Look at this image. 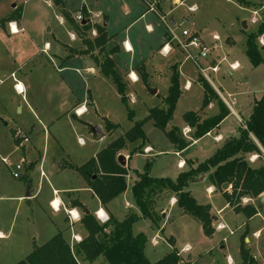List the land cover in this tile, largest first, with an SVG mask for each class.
<instances>
[{
	"label": "rangeland",
	"instance_id": "rangeland-1",
	"mask_svg": "<svg viewBox=\"0 0 264 264\" xmlns=\"http://www.w3.org/2000/svg\"><path fill=\"white\" fill-rule=\"evenodd\" d=\"M247 1L257 5H243L239 0H188V4L195 3L199 8L191 17L196 19L201 27L205 28L204 33L208 37L207 44L213 42L215 34L219 36L220 40L217 42L215 53L227 55L229 61L238 59L245 63L234 74L229 73L227 69L228 62L220 67L219 73H213L210 70L208 73L230 104L233 103L235 98L238 99L240 114L246 119L250 117L253 111L255 97H260L261 95L262 86L260 87L259 85L264 83V63L255 67L251 64L252 69H249V58L246 54L247 37L250 33L258 30V26L263 19L264 0ZM73 2L69 7L75 11L78 4ZM15 4L17 7L22 8V11L24 9L26 33L18 34L11 39L4 36L0 38V55L7 56L9 53L6 49H8L16 58H29L35 52H38L37 48L39 46L42 47L45 41H49L54 46L52 53L56 55L54 60L58 67L64 62L62 57L66 48L63 43L76 48L79 46L80 42L71 41L67 27L60 24L58 11L55 14L56 9L54 10L51 7L52 4L48 3L47 0H0V17L12 12ZM255 10L258 13H255ZM61 16L63 15L61 14ZM38 20L42 23L39 24ZM47 20L48 25L45 26ZM37 21L40 25L42 36L32 34L31 28ZM244 22L247 27L244 26ZM49 28L52 29L50 32L48 31ZM228 40H233L234 42L229 43ZM12 46L13 48H11ZM43 58H46V55H40L34 66L33 63H30L26 67V71H29L31 75L30 80L28 78L25 80L23 73H18V76L12 77L9 69H4L3 72H0V196L6 197L0 199V226L13 224V226L16 225L15 229L17 230L20 228L23 219L31 215L28 208L29 204L19 203L17 198L30 190L33 195L36 194L35 197H32L35 209L33 215L36 221L34 228L40 229V241H43L45 237L49 238L50 236L48 235H51L56 229L62 228L64 224L62 217L64 212L55 213L51 203L49 204V199L53 197L54 188L72 185L76 187L75 190L77 192L75 193L77 196L87 201L90 205L96 203V200L89 195L85 181L82 177H79L78 171L70 167L64 170L63 165L83 164L111 141L127 132L133 126L134 121L145 119L151 107L161 104L158 99L154 100L149 94L151 89H156V87L153 86L147 89L143 82L130 85L126 91L128 102L123 101L122 95L111 77H106L102 74L92 75L86 72L85 65H91L94 60L91 56L82 55L66 63L67 65H72L70 67L79 68V72L66 70L62 74L58 72L56 67L53 68L51 70L53 72L52 78L48 77L47 70L44 69L45 66L49 65L41 62ZM73 58L75 57L73 56ZM200 63L204 67L209 65L205 63L204 58L200 59ZM196 74H200L198 68ZM58 76L73 84L77 95L84 96L91 90L90 93L93 94V98L86 101L87 113L80 115V118L66 113L69 107L68 104H65V101L69 99V94L67 87L61 85ZM17 79H21L25 83L27 88L25 95L18 94L15 90L14 84ZM85 82L88 84L86 85ZM168 89L166 86L160 88L161 93H167ZM231 92L235 94L230 96L229 93ZM37 93H39L38 98L44 105V109L37 108V111L32 112L28 109L25 99L30 100L33 94L37 95ZM200 93L201 90L192 91L189 94L184 91L177 103L174 117L167 130L175 125L181 128L182 132L184 131L183 126L187 124L183 117L184 114L188 111H196L202 106L203 96H198ZM132 96L134 97L133 100ZM19 103L22 104L23 109L20 108V105L18 106ZM128 108L134 110V120L129 119ZM201 117L205 118L206 116L202 115ZM230 120H235V118L232 117ZM108 122L118 124V127L110 131L107 128ZM235 122L232 121V123ZM96 126L103 129L102 135L93 134L92 127ZM18 129L24 131L33 139L28 146L31 144L37 146L43 156V163L41 164L39 161L36 167L29 171L28 175L24 171L21 177L15 178L11 167H13L14 163L21 160L24 154L27 156L26 150L23 154L21 150L16 149L13 135ZM144 130L149 144L155 148V154L160 156L157 158L156 165L163 166L160 171H166L164 170L166 166L170 164L171 167L175 162H171V158L176 159L170 154V141L166 131L156 127L153 120L145 122ZM186 138L190 140L189 137ZM193 149L187 153L188 156L192 155V153L194 155L199 151H196L195 147ZM159 151H162V155L158 153ZM209 156L211 154L204 151L199 158L204 161ZM4 157L9 158L11 167L3 161ZM27 157L30 158L29 156ZM152 158L142 154H136L132 157L128 189L124 195H120L113 203L120 219H123L125 214L132 212L137 213L139 216L133 224V231L135 234L143 233L148 237L145 252L150 261H158L171 252L174 246L181 248L186 242H192L199 249L196 253L202 251V255L199 259L182 257V262L185 264H228L227 254L240 258L233 261L232 264H241L242 258L239 256L238 247L242 236L246 234V237H249L250 240H246L245 237V245L251 250L257 264H264V194L253 204L260 214L256 217L254 216L253 219H249L244 213L225 206V203H227L226 199L222 195L215 193L212 198L216 214L213 215L216 216L218 214L216 223L225 221L228 224V228L217 233L214 239L205 241L201 237V223L197 219L190 215L182 218L179 213H174L173 216L176 217L174 219L171 217L170 220L166 221L167 226L164 229V234H161L158 245L153 246L151 238L156 233L155 224L151 218L142 216L132 192V184L137 177L136 169L142 171L146 162L153 160ZM43 170L47 172L51 182L42 179ZM174 171L172 168L170 172ZM170 175L173 179L177 177H174L175 174ZM200 189L201 196H199V199L202 203L197 201L201 204L210 203V196L206 192V187L201 184ZM38 194L39 196L36 197ZM158 197H155L156 205ZM126 202L131 204L130 208H128L129 206L125 208ZM220 209L222 210L219 212ZM153 210L155 220L159 225L162 219L161 210L156 208L155 205ZM83 214L82 210L81 218ZM258 229H261V238H256L253 234ZM172 230L177 232L178 238L177 243L174 245L165 238V236L172 235L176 237L175 233H171ZM224 237H226L225 241H223ZM220 242H223L227 248L222 250L219 245ZM209 248H212V252L206 251ZM196 253L187 252L188 256Z\"/></svg>",
	"mask_w": 264,
	"mask_h": 264
},
{
	"label": "crops",
	"instance_id": "crops-1",
	"mask_svg": "<svg viewBox=\"0 0 264 264\" xmlns=\"http://www.w3.org/2000/svg\"><path fill=\"white\" fill-rule=\"evenodd\" d=\"M47 2L52 4L51 7H53L54 10L56 9L55 14H56V11H58L59 13L58 17L60 20V24L67 27V31L69 33L71 41L80 42L79 46H77L76 48L75 46H70V45H67L66 43H63V45L66 48L65 54H63V57H62L64 62H62L58 67L56 66V63L54 60L56 55L52 53L54 46L49 41H45L42 47L39 46V48H37L38 52L37 53L35 52L34 55H31L29 58L28 57L16 58L12 55V53L8 51V49H6V51L9 54L7 56L0 55V72L1 71L3 72L4 69H9L11 71L12 77L18 76V73H21V74L23 73L24 78H26L25 80H27V78L28 80H30L31 75L29 74V71H26L27 70L26 67H28V64L30 63L31 64L33 63V66H34L35 61L38 60L40 55L42 56L44 54L46 55V58H43L41 59L42 61L41 60L40 61L45 62L47 63V65H49V66H45L44 69L47 70L48 77L52 78L53 72H51V70L55 67L57 68L58 72H61L62 74L66 70H73V71L75 70L76 72H79L80 71L79 68L74 67V66L70 67L72 65H67L66 63L71 60L73 61V59H77L78 57L82 55H86V56H91L94 59L91 65L90 64L85 65L86 72L92 75H98V74L104 75L100 71L99 65L95 61L94 56H98L99 58H101L104 54H109L113 58L115 63L117 64L121 73L123 74L124 82L126 84V91L130 85L143 82L144 86L147 87V89H150L153 86L156 87L155 89L156 93H153L151 91V93L149 94L152 96L154 100L158 99L160 102H162L163 98L166 97V95L168 94V90H167V93H161L160 88L164 86H166L167 89L169 88L172 72L174 69H176L180 74L181 89H182L181 96L183 95L184 91H186L187 94H189L192 91L195 92V91L201 90V93L198 94V96L202 95L204 98V87L200 79V78H204L206 81L210 82L209 84L214 88V90L217 92L220 98H222V100L224 99L223 102L226 104V106L230 110V112L222 120V122L216 128L208 132L203 137L199 139H193L191 135L192 138H189V139L192 140V143L186 150L179 151L174 146V144L171 143V141L169 140L170 150H171L170 154L176 157V159L174 160V158H171V162L173 161L175 162L172 164L171 167H170V164H168L166 168L164 169L166 171H160L163 168V166L156 165L157 158L160 156L158 154H155V148L151 144H149V141L147 142V145L144 147L142 152H137L131 155L130 153L131 148L122 150L118 154V156L119 155L124 156V160H123L125 162L124 166L128 168V174L126 177L127 184H128V180L130 177V168H131L130 162L132 160V157L135 156L136 154L146 155L148 156V158L153 157L152 158L153 160H150V161H152L151 172L154 176L171 177L170 174H175L174 177H176L181 171L188 169L190 164L192 163L197 164L199 161H202L203 159H200L199 157L203 154L204 151H207L212 156V154L220 146L224 144L223 142H225L229 138L238 136L239 128L241 126H245V121L247 119L242 117L240 114L238 103H237L238 99L235 98L233 100V103L230 104L228 100H226V98L223 96V93L221 92V90L215 85L212 79H211L212 82L209 81L206 77L202 75L200 71H199L200 74H196L197 66L195 62L193 60L187 59L185 53L178 46L173 45L171 43L170 50L168 51L167 54H165L164 52L163 53L161 52L162 47L165 44H167V41H168L166 26L164 22H162L160 16L156 12L149 9L148 5L144 2V0H60L59 4H57L55 0H47ZM72 2L78 4L77 9L75 10L76 12L73 11V9H70L69 7ZM174 3L175 5L173 6ZM192 5H196V4L195 3L188 4V0H159V2H157V8L159 12L163 15H166L167 19L171 20L173 23L174 22L178 23L183 16L188 15L191 17L192 15H194L198 10L195 12L189 11L188 7ZM17 8H20V7H17V5L15 4L12 12L0 17V38L4 36V37L11 39L18 34L26 33V28L24 26V24L26 23L25 15L23 14L24 9L22 11V8H21V11H22L21 17L19 18L14 17L9 20H6L7 18H9V16H12V14ZM80 13L84 16V19L81 21H79L76 17ZM61 14L63 16H61ZM1 20H5V21L1 22ZM194 20L197 22L199 34L202 40L208 43V40H207L208 37L205 36V33H204L205 28L201 27L196 19ZM38 21H39V24L42 23L40 20ZM38 21L31 28L32 29L31 31H32V34L42 36L43 34L39 27L40 25L38 24ZM46 22L47 24H45V26L48 25V20ZM86 23H89L91 25L90 31H84L81 27L80 28L77 27V25L81 26ZM97 24H103L106 26V31L108 34V41L102 52H100L99 48H96L92 53H86L85 50L87 48V45L84 40L85 39L93 40L97 36V29H96ZM15 29H18L19 31L16 32ZM51 30H52L51 28L48 29L49 32ZM28 36L30 35L28 34ZM218 41H215L213 39V42L210 45L217 44ZM230 42L233 43L234 41L231 40L229 41V43ZM11 48H13V46ZM73 56L75 58H73ZM204 61L205 63L212 64V65H215L218 63L220 67L224 63L228 62L227 69L230 74H234L236 70L240 69L243 65H245V63H242L238 59L229 61L227 55H223L221 53L216 54L215 48L211 51L209 58L204 59ZM141 64H144L145 69H146V74H147L146 81L142 80L141 75L137 70V67ZM251 64L252 63L249 59V62H248V67H250L249 69H252ZM220 67L217 72H213V71L212 72L219 73ZM195 69L196 71L194 72ZM38 71L40 70L38 69ZM60 81H61V85L67 87V92L69 94V99L65 101V104H68V107H69L66 113H70L71 116L73 115V116L80 118L79 117L80 115L76 113V110L79 107L84 106L83 107L84 113L81 115H84L85 113H87V106H85V104L87 100H90L93 98L92 96L93 94L90 93L91 90H89L86 95L80 96V95H77V93H75L73 84H71L66 79H62V78H60ZM85 83L86 85L88 84L87 82ZM17 84L23 86V89H21V91L16 89ZM259 86L260 87L262 86V89H261L262 91L260 93L261 94L260 97H261L262 94L264 93V83H262ZM14 88L18 92V94H23V95L26 94L27 88H26L25 83L21 81V79H17V81L14 84ZM229 94L231 96V95H234L235 93L231 92ZM38 95L39 93H37V95L33 94L30 100H28L27 98L25 99V96H24L28 109H30L32 112L37 111V108H40L41 110L44 109V105L42 104L41 100L38 98ZM70 97H71V101H70ZM260 97H255V100L253 103H255V101L259 99ZM133 99L134 97L132 98V100ZM19 105H20V108L23 109L22 104L19 103L18 106ZM219 110H220V107H219L218 100L213 99L207 107L202 109V106H201L196 111H199V114L201 116L205 115L206 117H208V116L216 114ZM232 117L235 118L236 122L235 120H230ZM232 121H234L235 123H232ZM185 128L191 129V127L188 124H185L183 126V129ZM93 134L95 133L93 132ZM13 140H14V137H13ZM32 140L33 139H31V137L29 136V141L21 149H18V150H21L23 154H24V151L26 150L27 156L30 157L28 158L25 154L23 155V156H26V158L28 159V163L25 164V167L23 170V172L25 171L26 175H28L29 171H31L32 169L36 167V164H38L39 161L41 162V164L43 163V156L40 150L37 148V146L33 144L28 146V144ZM15 144H17L16 141H15ZM146 147H151L152 151L149 153H146L145 152ZM194 147L196 148V151L199 150L200 152L197 151V153H195L194 155L192 153L194 157L192 155L188 156L187 153L190 150H192ZM206 147L207 149H205ZM261 149L263 150V153H264V149L262 147ZM202 150L204 151L202 152ZM158 153L162 155V151H159ZM96 155L92 157H95ZM252 155H257L258 157L251 161L250 157ZM249 161L253 165L259 166L264 162V156L263 157L259 156L257 153L250 154ZM179 163H182V165H180ZM6 165L10 166L9 164H6ZM72 166H79V165L64 164L63 169L65 170L68 167L74 169ZM172 168L175 170L174 172H170ZM11 170H12V167H11ZM74 170L77 171L76 169ZM167 172H170V173H167ZM165 174H168V175H165ZM41 177L42 179L49 181V177L45 170H43ZM79 177H82V175L80 174ZM82 179L84 178L82 177ZM84 181H85V186L88 188L87 190L89 192V195L96 200V203L94 205H90L87 201L81 199L75 193L77 192L75 190L76 187L72 185L64 186L62 188H59V187L54 188L53 197L49 199V204L52 202L53 199L58 200L60 202L59 210L53 209V211L55 213L64 212V215L62 216L64 219V224L62 228L56 229L55 231H53L51 235H48L50 237L49 238L45 237L43 241H40V233H41L40 229L34 228L36 221L33 215L35 209H34V204L32 203V200H33L32 197H35L36 194L33 195L32 191L29 190L28 192L31 193V196H27L28 192L19 195L17 197L19 199V203L29 204L28 208H29V212H31V215L23 219V222L20 225V228L17 230L15 229L16 225L13 226V224H11L10 226L9 225L0 226V263L1 264L17 263L18 261L26 258V256L33 250L34 243L42 245L45 242H47L51 237H53L56 233H58L59 231L63 233L65 239L69 242V244L73 248H75L76 245L84 237L88 235V231L86 230L85 226L83 225L81 221V215H82L83 209L76 202H79L83 206H85L86 210H88L89 213L95 214L97 219L102 223L108 221L110 216H114L118 220H123L128 215V214H125L124 218L120 219L119 214L117 213V211H115V207L113 203L115 199H117L120 195L114 198L112 201H110L107 205H103L98 199V197L94 194L93 190L89 187L85 179ZM201 184L206 187V192L210 196L209 198L211 202L208 204L211 205L212 215L216 214L214 212V204H213L214 200L212 198V195H214L215 193H218L224 197V191H228L230 193L232 191V187L230 184H228V187L226 189L223 188V190H219L216 186H214L209 181L208 174L200 175L190 184L188 189L193 194V196L201 203L202 201H200L199 199V196H201L200 195V192H201L200 185ZM125 192L122 194L124 195ZM263 194L264 192L256 198H250V197L243 198L244 202L242 204L243 205H246V204L253 205L258 199L261 198ZM38 196L39 194L36 197ZM4 198L6 197L2 195L0 196V199H4ZM156 203H157V205L155 204L156 208L161 210L162 219L159 225L157 222L153 221L155 224L154 226L156 228V233L151 238V242L153 246L158 245L161 234L162 233L164 234V229L167 226L166 221L170 220L171 217H173V219L176 217V216L175 217L173 216L174 213H179L180 217L182 218H185V216L188 215L186 213H183L182 210L178 207L177 198H176L175 193H170V192L161 193L158 199L156 200ZM126 206H129L128 208H130L131 204L129 202H126L125 208H127ZM225 206H229L230 208L234 209V207L230 206L228 201L227 203H225ZM100 209L103 211L101 212L104 214L101 219H99L97 216V211ZM69 210H74L75 214L78 213L80 218L73 219L68 213ZM221 210L222 209H220L219 212ZM259 214L260 212L258 211L255 217L258 216ZM217 215L216 216L213 215L214 233L212 236L205 235L202 225L200 227L201 237L205 239V241H207L208 239H214L217 233L228 228V224L225 221L224 222L220 221L216 223V220L218 219ZM253 217L251 218L253 219ZM219 224H222L225 227L222 229H218L217 226ZM171 233H175L176 237L173 235L172 236L164 235V236L170 243L172 241L173 242L172 244L174 245L178 241L177 232L172 230ZM259 233H261V229L254 231L253 234L256 238H261L262 235L260 234L258 236ZM225 239L226 237L223 238V241H225ZM147 240H148V237H147ZM155 240L158 242L155 243ZM246 240H250V238L246 237ZM240 244H241V240H240ZM219 245L222 250L227 248L223 242H220ZM145 248H146V244H145ZM174 248H177L179 250L181 257L186 256L189 259H194V258L199 259V257L202 255V251L196 253L197 250L199 249L198 247H196L195 244L193 245L192 242H186L184 245H182L181 248L177 246H174ZM191 251L195 252L196 254L195 255L193 254L194 256L193 255L188 256L187 252H191ZM206 251L212 252V248H209ZM238 252H239V256L241 257L240 245L238 247ZM77 259L79 260L81 264H106L105 258L103 256H100L96 260L90 261V260H86L85 255L82 252L77 253ZM237 259L239 260L240 258L239 257L235 258L231 254H227L228 264H230L229 262L235 261Z\"/></svg>",
	"mask_w": 264,
	"mask_h": 264
},
{
	"label": "trees",
	"instance_id": "trees-1",
	"mask_svg": "<svg viewBox=\"0 0 264 264\" xmlns=\"http://www.w3.org/2000/svg\"><path fill=\"white\" fill-rule=\"evenodd\" d=\"M60 0H55L59 4ZM243 5H257L247 0H239ZM21 8H17L12 16L21 17ZM5 20H1L4 22ZM84 31H90L91 25H77ZM97 36L93 40L85 39L86 53H92L96 48L103 51L108 34L106 26L97 24ZM264 32V16L256 32L248 35L246 41V54L254 66L264 63V46L260 47L257 37ZM100 71L107 77H111L117 86L123 101L128 102L124 77L117 64L109 54L101 58L94 56ZM142 80H147L144 64L137 67ZM204 87L202 109L207 107L213 99H217L220 110L211 116L202 118L199 111H188L184 114L185 122L192 129L193 139H199L216 128L230 112L229 108L204 78H200ZM181 81L179 72L174 69L170 78L168 94L160 105L150 108L149 114L143 120L134 121L133 126L124 134L111 141L92 157L79 166H72L86 180L89 187L103 205H107L114 198L124 193L128 187V168L118 160V154L131 148L130 153L142 152L147 145L148 138L144 130V124L153 120L154 125L166 131V135L179 150H186L192 140H188L178 126L169 130L167 127L174 117L178 100L181 96ZM128 117L134 120L135 112L128 108ZM108 130L112 131L118 124L107 123ZM264 93L257 99L250 117L245 121V126L239 128V135L227 139L215 153L206 160L197 164H190L189 168L181 171L173 179L168 176H154L151 172L152 161L148 160L142 171L137 172V179L132 186V192L142 216L155 220L153 206L155 197L163 192L175 193L177 205L193 218L197 219L203 228L205 235L214 233L213 216L210 204H201L188 189L190 184L200 175L208 174L211 183L223 190V185L228 183L232 191H224V197L237 212L244 213L248 218L258 213L252 204L243 205V198H256L264 192V162L255 166L249 161L250 154L257 153L264 156ZM83 209L81 221L88 231L75 248L65 239L59 231L42 245L34 243L33 250L26 258L15 264H81L77 259V253L82 252L86 260H96L100 256L105 258L106 264H185L177 248L167 253L158 261L152 262L145 254L147 237L143 233L135 234L133 224L139 218L137 213L128 214L123 220L110 216L109 220L102 223L93 213H87L85 206L76 202ZM246 234L241 238L240 255L241 264H257L251 250L245 245ZM172 242V241H171ZM173 243V242H172ZM1 264V263H0Z\"/></svg>",
	"mask_w": 264,
	"mask_h": 264
},
{
	"label": "built area",
	"instance_id": "built-area-1",
	"mask_svg": "<svg viewBox=\"0 0 264 264\" xmlns=\"http://www.w3.org/2000/svg\"><path fill=\"white\" fill-rule=\"evenodd\" d=\"M144 2L148 5L149 9L156 12L162 22H164L165 26H166V30H167V44H165L162 49L161 52L167 54L168 51L170 50V44L172 43L173 45L178 46L186 55L187 59L193 60L197 66V68L199 69V71L202 73V75L204 77H206L209 81L212 82L211 78H210V74L208 73V71H213V72H217L219 70V64H209L207 66H202V64L200 63V59L201 58H209V55L211 53V51L216 48L217 44L214 45H210L205 43L200 34H199V30H198V26H197V22L192 19L190 16L186 15L183 16L181 18V20L177 23V22H172L171 20L167 19L166 15H163L159 12L158 8H157V2H159V0H144ZM189 11L191 12H195L198 10L197 5H192L188 7ZM255 13H258L255 10ZM77 19L79 21L84 19V16L80 13L77 16ZM15 31H19L18 29H15ZM95 33V31H94ZM213 39L215 41H218L220 38L218 35H214ZM257 43L260 46H264V32L261 33L258 37H257ZM233 67V66H232ZM16 89L21 91V89L19 88V85H16ZM84 106L79 107L76 110V113L78 115H81L84 113L83 110ZM192 130L190 128H185L183 131V135L185 137H191V133ZM14 140L16 141V149H21L28 141H29V136L22 130H16L15 134L13 135ZM152 151L151 147H146L145 148V152L149 153ZM258 156L257 155H252L250 157V160H254L256 159ZM3 161L6 164H9V158L8 157H4ZM28 163V159L26 158V156H22L21 160L17 161L16 163H14L13 167H12V174L15 178H19L22 175V172L24 170L25 164ZM180 165H182V163H179ZM10 165V164H9ZM55 199L52 200L51 205L53 207L54 210H59V205L55 206ZM102 210H98L97 211V216L99 219L102 218V216L104 215L102 212ZM69 215L73 218V219H79V214L76 213L74 210H69ZM107 219V218H106ZM105 219V220H106ZM225 226L222 224H219L217 226L218 229H222ZM260 235V233L258 234V236ZM78 238V237H77ZM158 241L155 240V243H157ZM230 264L233 263V261L229 262Z\"/></svg>",
	"mask_w": 264,
	"mask_h": 264
},
{
	"label": "water",
	"instance_id": "water-1",
	"mask_svg": "<svg viewBox=\"0 0 264 264\" xmlns=\"http://www.w3.org/2000/svg\"><path fill=\"white\" fill-rule=\"evenodd\" d=\"M244 26L247 27V25H246L245 22H244ZM151 91H152L153 93H156V90H155V89H153V90H151ZM92 131H93L95 134H99V135H101V134L103 133V129H102L101 127H99V126L92 127ZM118 160H119V162H121L123 165L125 164V162L123 161V160H124V156H123V155H119V156H118ZM227 187H228V183H225V184L223 185V188L226 189ZM27 196H31V193L28 192V193H27ZM86 212L89 213L88 210H86Z\"/></svg>",
	"mask_w": 264,
	"mask_h": 264
},
{
	"label": "bare ground",
	"instance_id": "bare-ground-1",
	"mask_svg": "<svg viewBox=\"0 0 264 264\" xmlns=\"http://www.w3.org/2000/svg\"><path fill=\"white\" fill-rule=\"evenodd\" d=\"M20 89H23V86L19 85ZM23 91V90H22ZM60 204V202L58 200L55 201V206H58ZM103 212V211H102Z\"/></svg>",
	"mask_w": 264,
	"mask_h": 264
}]
</instances>
